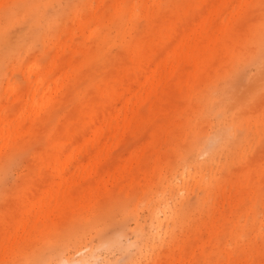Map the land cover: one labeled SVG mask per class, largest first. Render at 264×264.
I'll use <instances>...</instances> for the list:
<instances>
[{"label":"rangeland","instance_id":"374dc122","mask_svg":"<svg viewBox=\"0 0 264 264\" xmlns=\"http://www.w3.org/2000/svg\"><path fill=\"white\" fill-rule=\"evenodd\" d=\"M110 18L135 21L126 38ZM0 25L11 125L35 80L70 79L26 146H0V264H264V0H0ZM144 35L160 83L149 101L150 86L135 92L126 120L110 117L124 104L101 83L120 86ZM81 110L101 118V140L74 119ZM47 154L55 168L41 165ZM47 170L61 177L58 199Z\"/></svg>","mask_w":264,"mask_h":264},{"label":"bare ground","instance_id":"6f19581e","mask_svg":"<svg viewBox=\"0 0 264 264\" xmlns=\"http://www.w3.org/2000/svg\"><path fill=\"white\" fill-rule=\"evenodd\" d=\"M205 3H209L210 0H204ZM149 20V18H148ZM108 21H111L113 25H115L117 28L118 36L120 39L126 38V32L128 30H132L134 20H123L122 23L118 21V18L108 19ZM106 23V20L104 19L102 21V26L104 27ZM150 23V22H149ZM106 27V26H105ZM6 27L3 25H0V58L3 54L2 46L3 41L5 42V30ZM152 32V31H151ZM92 35V32L86 33V36L90 37ZM205 37L209 40H213L216 38V29L215 28H207L206 32L204 33ZM105 40L103 30L99 33V42H102ZM133 45H135L134 52L131 53L130 57V63L122 64L120 67V75H119V84L120 86L114 90L113 83H101V91L103 93H108L110 96H112L117 101H121V103L124 104V113L121 114L118 112H114L112 114H108L110 117H115L119 120H126L128 115V107L130 104V101L133 99L134 94L136 91L141 92L145 87L150 86L151 90L149 92L144 91V99L145 101L151 100L152 97V83H160V81L152 77V38L148 39L145 35L142 39H132ZM69 51L77 54L82 55H92L93 50L89 49V47H86V45L78 46L75 43H71L70 45H67ZM3 51V52H2ZM129 55V51L126 48L123 50ZM72 62L71 60L69 63ZM71 64V63H70ZM129 65V67H128ZM155 69H157L160 66V63H156ZM128 69L135 71L136 73V79L130 80L128 77ZM70 83V79L68 77L59 80L56 79L52 83L45 84L40 83V80H35L33 85H31V99L32 103H30L26 110H22L20 113H17L13 117L12 125L9 123L10 117L7 115H2L0 110V146L1 148H14L16 151H19L22 147L26 146L25 141L28 138L33 137L36 134V124L42 119L44 110L47 106L51 105L52 103H55L58 100L59 95L68 87ZM30 88V89H31ZM16 100L20 101V98L17 97ZM152 115V114H151ZM107 116V117H108ZM74 119L76 121L82 122L86 126V130L89 139L92 141V138L95 140H101L102 134L100 129V122L101 118L95 113L91 112L89 114H85L84 111H79L77 115L74 116ZM13 127V128H12ZM55 134L59 133L60 129L55 128L52 129ZM107 135H110L112 132L110 130H107ZM53 140L52 138H50ZM39 160L41 162V165L48 169L49 167L57 166L56 162H60V158H56L55 161L51 163V155L46 156H40ZM55 168V167H54ZM48 171V170H47ZM40 176H38V179ZM95 178V177H94ZM94 178L91 176L90 180L92 182ZM97 178V177H96ZM61 177L59 173H53L52 171H48L46 174H44L41 177V182L50 184V187L48 189V197L49 200L58 199V192L61 185ZM95 184H97L95 182ZM96 186L88 185L85 188H81L77 191V196L80 198L79 201L82 205H88L90 203V200L92 198V195L94 194ZM38 189L36 188L35 194L37 193ZM33 195V194H32ZM31 196H28L29 199ZM75 193L73 191L67 190L65 194L62 196V201L69 203L74 201ZM39 199H43L42 195L39 196ZM36 202V201H35ZM37 204V202H36ZM52 204V203H51ZM29 207V205H28ZM75 243L79 242V237L75 238ZM84 258H80V261H83ZM62 264H71L69 258H65L61 261Z\"/></svg>","mask_w":264,"mask_h":264}]
</instances>
